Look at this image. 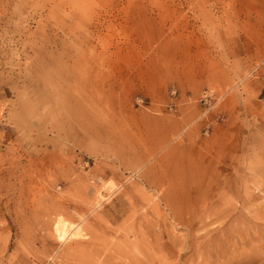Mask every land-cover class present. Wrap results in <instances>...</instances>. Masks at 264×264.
Returning a JSON list of instances; mask_svg holds the SVG:
<instances>
[{"label":"rangeland","instance_id":"rangeland-1","mask_svg":"<svg viewBox=\"0 0 264 264\" xmlns=\"http://www.w3.org/2000/svg\"><path fill=\"white\" fill-rule=\"evenodd\" d=\"M0 264H264V0H0Z\"/></svg>","mask_w":264,"mask_h":264},{"label":"bare ground","instance_id":"bare-ground-1","mask_svg":"<svg viewBox=\"0 0 264 264\" xmlns=\"http://www.w3.org/2000/svg\"><path fill=\"white\" fill-rule=\"evenodd\" d=\"M170 196V195H169ZM165 198V197H164ZM169 199V197H167V199L166 200H168ZM171 199V198H170ZM172 200H173V198H172ZM168 202H171L170 200L168 201ZM165 204H170V203H165ZM173 205H175V203L173 202ZM172 205V206H173ZM170 209H172L171 207H170ZM173 209H174V206H173ZM174 214H176V212L174 211L173 212ZM177 215V214H176ZM175 216V215H174ZM179 217V216H178ZM178 219H180V221L182 220L181 219V217H179ZM183 221V220H182ZM69 224V223H68ZM67 224V222H65L64 220H62V218L60 219H58L57 220V222H56V225H55V228H56V234H57V236L60 238V239H64V238H66V236H68V234H71V233H79V227L77 228V229H75L78 225L76 224V225H73L72 224V222H71V224L72 225H70L69 227L67 226L68 225ZM81 233V232H80ZM80 233H79V235H80ZM75 234V235H76ZM82 236V235H81ZM68 238V237H67ZM71 238V237H70Z\"/></svg>","mask_w":264,"mask_h":264}]
</instances>
